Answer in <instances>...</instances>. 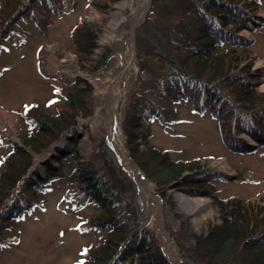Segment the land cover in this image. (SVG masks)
<instances>
[{"label": "rangeland", "instance_id": "rangeland-1", "mask_svg": "<svg viewBox=\"0 0 264 264\" xmlns=\"http://www.w3.org/2000/svg\"><path fill=\"white\" fill-rule=\"evenodd\" d=\"M6 1L0 0V9ZM18 1L25 9L0 37V167L14 145L24 146L23 136L36 132L41 119L64 108L69 88L77 83L85 82V89H90L88 103L92 114L79 118L55 144L35 155L26 175L33 185L25 191L20 186L16 189L19 204L26 205V209L16 210L8 219L0 218V264L87 263L90 251L102 245L109 231L97 225L96 207L80 190L77 167L86 162L118 190L119 205L128 200L133 217L126 212L119 215L120 220L134 229L151 232L167 262L154 229L159 209L162 226L179 257L180 245L193 247L190 234L205 230L215 220V202L176 188L169 192L175 203L171 210L132 161L126 147L129 158L153 191V202L146 204L127 162L108 142V124L116 119L126 146L122 124L130 102L139 95L141 111L155 109L166 119L150 123L155 146L170 152L176 160L199 161L207 171L206 183L223 201H264V111L253 115L230 103L224 107L225 112L218 109L214 116L216 105L190 98L173 103L166 98L165 90L150 79V74L144 73L140 80L137 52L149 54L153 47L165 49L158 26L174 21L173 16L159 10L160 24L157 20L145 24L151 7L149 0L144 18L130 34L135 64L131 71L123 67L125 34L119 31L122 25H116V13L123 0ZM139 2L131 0L130 5L136 8ZM261 2L258 25L250 23L251 29L241 36L253 43L251 65L260 75L258 91L264 93V0ZM81 24L99 30L98 48L92 59L97 62L103 57V62L93 70H83L85 66L74 52L73 33ZM140 27L142 35L138 38ZM147 65L156 66L152 59L147 60ZM114 86L124 93L112 102L109 93ZM142 96L157 106L143 103ZM260 123L261 129L257 127ZM102 147L115 154L118 166L107 165ZM15 197L16 194L12 199ZM231 264L241 263L236 260Z\"/></svg>", "mask_w": 264, "mask_h": 264}, {"label": "trees", "instance_id": "trees-1", "mask_svg": "<svg viewBox=\"0 0 264 264\" xmlns=\"http://www.w3.org/2000/svg\"><path fill=\"white\" fill-rule=\"evenodd\" d=\"M6 2L0 9V37L25 9L20 7L18 0ZM261 4V0H151L145 24L158 21L162 16L159 10L173 16L174 21L161 22L158 26L159 36L166 42L165 49L153 47L149 54L137 52L140 80L144 73L150 74V79L165 90L166 98L173 103L190 98L203 100L208 106L216 105L214 116L218 115V109L222 111L230 103L245 113L263 112L264 93L258 91L260 75L251 65L253 43L241 36L243 31L251 29L250 23L258 25ZM98 35L99 30L83 24L73 33L74 52L78 62L85 66L83 70L96 69L103 62V57L97 62L92 59L98 48ZM141 35L142 27L138 30V38ZM148 59L156 64L154 68L147 65ZM83 83L69 88L64 108L41 119L36 132L23 136L24 146L14 145L0 167V207L3 206L0 218L8 219L16 210L26 209V205L19 204L16 189L20 186L25 191L33 185L26 175L35 155L55 144L79 118L92 114L88 103L90 89H85ZM140 97L130 102L122 124L132 161L154 184L171 210L175 209V203L169 192L176 188L211 198L217 209V217L205 230L191 232L193 247L179 246L182 264H231L236 260L241 264H264L263 199L223 201L206 183L207 171L199 161L176 160L170 152L155 146L150 123L166 119L155 109L141 111ZM142 97L143 103L153 108L157 106ZM220 122H223L222 117ZM254 127L261 129L262 124ZM101 154L108 166H118L110 149L102 147ZM79 164L75 174L82 182L80 190L96 207L97 225L109 231L102 245L90 251L86 264H169L151 232L134 229L120 220L119 215L126 212L133 217L128 200L119 205L118 190L106 177L98 174L89 162ZM120 206L123 207L117 213Z\"/></svg>", "mask_w": 264, "mask_h": 264}, {"label": "bare ground", "instance_id": "bare-ground-1", "mask_svg": "<svg viewBox=\"0 0 264 264\" xmlns=\"http://www.w3.org/2000/svg\"><path fill=\"white\" fill-rule=\"evenodd\" d=\"M131 1V0H130ZM129 0H123L120 3L119 11L116 13V25L120 24L122 27L119 29L125 34V44L123 48H126L125 53L123 54V63L124 68L127 70H133L132 65L134 64V48H133V37L131 38V33L134 27L140 23V21L144 18L146 14V10L148 7L149 0H140L138 6L136 8H132ZM124 3V4H123ZM122 12H124L122 14ZM122 22V23H121ZM127 35H130L128 37ZM121 92L118 86H114L109 93L110 101L119 100ZM110 107V104H109ZM111 112H113L110 109ZM108 142L109 144L116 150L118 155L122 160L126 161L129 167V172L133 175L140 186L141 196L145 200L146 204L153 202V191L150 188L149 183L146 178L140 173V171L133 164L131 159L128 156L124 138L121 133V128L117 123L116 119H113L108 124ZM154 229L156 234L160 239L161 248L167 258L169 264H182L178 250L176 246L171 242L170 237L164 230L162 226V222L160 219V209L157 211L155 215L154 221Z\"/></svg>", "mask_w": 264, "mask_h": 264}]
</instances>
